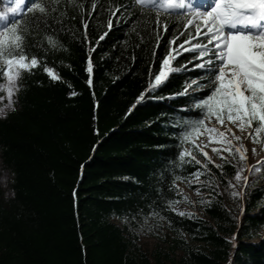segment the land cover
Returning <instances> with one entry per match:
<instances>
[{
	"label": "trees",
	"instance_id": "obj_1",
	"mask_svg": "<svg viewBox=\"0 0 264 264\" xmlns=\"http://www.w3.org/2000/svg\"><path fill=\"white\" fill-rule=\"evenodd\" d=\"M101 2L103 11L84 16L90 43L80 42L83 24L69 9L65 24H75L79 40L60 33L68 51L46 55L61 80L50 81L42 68L25 74L17 110L0 119V161L11 176L10 194L0 188V264H264V164L257 163L264 161V148L255 144L258 155L250 153L245 162L225 152L230 163L216 161L223 175L209 164L210 173L200 176L212 188L189 186L192 173L204 169L194 162L177 167L180 134L199 113L185 111L192 108L189 97H168L198 70L173 73L166 85L145 92L154 79L149 69L159 71L167 41L185 29L173 21L164 32L154 15L146 25L138 8L131 19L123 9L110 17V0ZM85 6L91 10L90 0ZM109 18L112 30L97 46ZM189 30L195 34L194 27ZM89 46L95 48L91 87ZM192 55L184 52L173 65L182 66ZM184 147L204 160L193 141ZM241 167L247 184L234 179ZM178 175L185 179L175 180ZM179 184L200 187L211 204L199 197L193 218L177 215L168 201L181 199ZM233 191L243 195L233 197Z\"/></svg>",
	"mask_w": 264,
	"mask_h": 264
},
{
	"label": "snow or ice",
	"instance_id": "obj_2",
	"mask_svg": "<svg viewBox=\"0 0 264 264\" xmlns=\"http://www.w3.org/2000/svg\"><path fill=\"white\" fill-rule=\"evenodd\" d=\"M86 2L88 0H8L4 10L0 11V104L3 105L0 107V119L7 118L8 112L17 110L15 105L18 103L19 93L25 88V74L33 75L42 68L50 81L61 80L59 73L48 66L46 55L49 52L68 51L59 39L60 33H71L74 40H79L75 24H65V20L69 19V9L79 15L83 24V40L80 42L90 43L89 23L84 16L87 14L91 17L98 9L103 11L104 5L101 0H90L89 11L86 9ZM137 8L146 25L152 24L151 17L154 15L156 27H163L164 32L169 31L173 21L182 24L185 29L167 41V54L160 62L159 71L153 73L149 69V74L154 79L149 81L145 92H154L166 85L173 73L198 70L196 78L185 81L183 89L168 98L187 96L192 101V108L185 111L195 109L199 113L197 119L185 121L186 130L180 134L182 150L178 154L180 163L177 167L193 162L200 165L204 171L198 169L192 173L195 179L188 180L189 186L199 184L201 187L212 188V183L201 181L200 176L210 173L209 164L221 169L223 175V166L216 163L213 156L204 150L209 144L219 145L212 147L211 152L216 158L229 163L225 152L231 157L238 154L240 162L246 161L248 150L245 140L250 139L264 148V0H203L202 8L196 7L195 0H130L129 3L110 0L106 11L110 17H114L123 9L122 15L127 14L131 19L136 15ZM71 19L75 20L76 16ZM139 23L138 20L132 31H136ZM107 26L108 31L96 40L97 46L112 30L111 18ZM189 26L194 27V35ZM182 36H187L184 43L172 47ZM141 40L143 41V37ZM193 40L196 42L192 43ZM160 41L161 36L157 33V47L160 46ZM184 44L191 46L185 48ZM41 51L45 53L44 57L38 54ZM94 51L95 48L89 46L86 68L89 87L92 86L91 54ZM184 52L192 53V58L186 59L180 67L174 66L177 56H182ZM152 55L155 57L156 52L153 51ZM189 65L192 67L189 68ZM70 95L75 96L77 93L73 91ZM144 95L142 92L137 97V103ZM234 128L240 135H237ZM204 132L208 134L209 143L203 147L195 145L204 156L202 161L196 157L192 148L184 145L192 142L194 133ZM252 152L255 154L256 149L253 148ZM257 163L264 164V161ZM260 170L259 167L256 168L257 172ZM243 171V167L238 168L234 179L237 183L243 180L247 184L248 177L241 175ZM184 179L179 175L175 177V180ZM228 187L235 186L229 181ZM195 192L202 204H211L210 200H204L200 187ZM216 194L220 195L219 192ZM231 195L242 196L243 193L233 191ZM182 202L193 203L184 196L183 201L169 200L168 207L181 217L193 218L195 213L176 207ZM241 212L243 213V208ZM160 219L165 217L161 216ZM169 225L171 226V222Z\"/></svg>",
	"mask_w": 264,
	"mask_h": 264
},
{
	"label": "rangeland",
	"instance_id": "obj_3",
	"mask_svg": "<svg viewBox=\"0 0 264 264\" xmlns=\"http://www.w3.org/2000/svg\"><path fill=\"white\" fill-rule=\"evenodd\" d=\"M8 0H2L0 2V11H3L6 4H7ZM6 102V101H5ZM3 105L0 104V107H2ZM234 131H237L235 128L233 129ZM237 135H240V133L237 131ZM193 143L195 145H200V147H203L204 144H208L209 143V140H208V134L206 132H204L203 134H200V133H195L193 135V139H192ZM244 144H245V147L247 148V153L246 155L248 156L250 153H253L252 152V149L253 148H256V145L250 140H245L244 141ZM212 147H219V145H216V144H209V147L205 148L204 150L207 151L209 153L210 156H213V158L218 162L219 161V158H216L214 156V154L211 152V148ZM254 154V153H253ZM264 154V153H263ZM225 155V153H224ZM255 155H258V153L256 152ZM10 180H11V176H10V173L5 170L2 165H1V161H0V188L5 192L6 195H9L10 194V191H9V183H10ZM178 187L180 188V190H182L181 192V201H183V197L184 196H187L191 201H193L192 204H189V203H181L179 205H176V207H178L180 210H185V211H190V212H197L198 211V204H197V199L199 198L197 195H196V192L194 189H191L188 185L186 184H179ZM205 192H201L203 198L205 199L207 197V195L204 194ZM154 243V240L153 239H149L147 240V246L149 248H151L152 244Z\"/></svg>",
	"mask_w": 264,
	"mask_h": 264
},
{
	"label": "bare ground",
	"instance_id": "obj_4",
	"mask_svg": "<svg viewBox=\"0 0 264 264\" xmlns=\"http://www.w3.org/2000/svg\"><path fill=\"white\" fill-rule=\"evenodd\" d=\"M200 2H202V0L200 1ZM205 194V193H204ZM206 195V194H205Z\"/></svg>",
	"mask_w": 264,
	"mask_h": 264
}]
</instances>
